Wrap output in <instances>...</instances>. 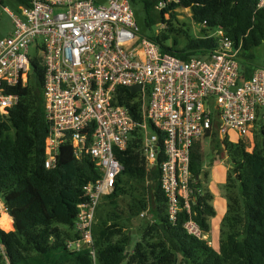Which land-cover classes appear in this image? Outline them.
Returning <instances> with one entry per match:
<instances>
[{"label":"built area","instance_id":"1","mask_svg":"<svg viewBox=\"0 0 264 264\" xmlns=\"http://www.w3.org/2000/svg\"><path fill=\"white\" fill-rule=\"evenodd\" d=\"M180 3L158 0L155 7L175 5L176 11L183 8ZM263 7L264 0H257V8ZM6 10L14 30L0 38V112L18 103L9 89L28 84L30 66L39 59L45 70L46 167H55L61 146L71 143L77 158L91 157L100 170V177L85 186L75 221L79 237L67 242L70 249L87 247L96 261L98 209L124 169L115 152L128 148L135 131L142 134L148 168L159 166L172 222L183 208L191 213V155L200 138L217 134L231 141L235 131L236 142L251 141L246 149H254L255 134L264 129V67L244 78L242 44L223 28L221 43L204 59L184 60L139 36L132 0H29L16 12ZM33 43L40 53L35 58L29 55ZM118 87L138 93L142 120L118 102ZM184 227L207 239L192 217ZM1 254L9 264L2 248Z\"/></svg>","mask_w":264,"mask_h":264},{"label":"trees","instance_id":"2","mask_svg":"<svg viewBox=\"0 0 264 264\" xmlns=\"http://www.w3.org/2000/svg\"><path fill=\"white\" fill-rule=\"evenodd\" d=\"M139 1L144 4L147 27L159 21L172 26L165 16L176 18L175 5L156 15L152 11L158 0ZM17 2L19 6L29 5V0ZM180 6L190 8L195 22L223 28L237 45L242 44L244 78L259 68L253 49L264 42V7L258 9L257 0H181ZM173 30L170 27L167 31L171 34ZM148 38L157 42L163 52L184 60L205 57L218 45L211 37L191 39L183 47L178 46L177 40L170 45L168 32ZM32 66V81L9 89L19 96L18 103L7 112H0V199L14 224L11 231L0 227V246L9 264H264V129L256 132L252 151H247L243 141L233 143L217 134L212 139L215 155L224 157V148L229 153L235 176L222 222L225 238L217 247L205 238L189 234L184 227L192 217L209 233V220L216 215L210 202L213 197L202 190L199 181L204 162L200 143L195 144L191 155L195 195L191 213L183 208L172 222L160 184L159 166L148 168L142 134L135 131L128 148L115 152L124 169L114 192L106 199L125 194L124 177L149 178L156 205L142 228L141 238L131 246L133 229L111 217L112 222L106 221L99 230L94 225L96 261L87 247L70 249L67 242L79 237L75 221L78 205L85 200V186L100 177V170L91 157L77 158L71 143L61 146L55 167H46L45 70L39 59ZM116 97L137 120H142V101L134 89L118 87ZM163 158L160 156L159 161ZM10 224L11 219L4 228Z\"/></svg>","mask_w":264,"mask_h":264},{"label":"rangeland","instance_id":"3","mask_svg":"<svg viewBox=\"0 0 264 264\" xmlns=\"http://www.w3.org/2000/svg\"><path fill=\"white\" fill-rule=\"evenodd\" d=\"M17 0H1L0 3V38L9 36L14 30L13 17L6 10L10 9L13 12L18 10ZM132 6L135 11L136 20L140 26L139 36L143 35L145 37L163 35L165 32H168L170 45L174 44V41L177 40L178 46H185L189 40L197 38H214L217 44L221 43L220 37V27H209L205 24H200L194 21L192 17V12L190 8H180L176 10V18L171 19V15L168 14L165 16L166 19H170L172 23V29H174L171 34L167 31L170 27L167 23L159 21L157 24H154L152 27L146 26V11L144 9V4L139 0H132ZM160 11L155 7L152 11L153 14H160ZM159 20V19H158ZM182 30V32H180ZM187 30V31H186ZM186 31V32H184ZM255 54V62L259 67H264V42L259 46L253 49ZM29 55L32 58L37 57L40 53L36 49V44L33 43L29 48ZM205 57H203L204 59ZM34 78V68L30 66V81ZM134 89V88H133ZM149 135L153 133V129L150 127L148 129ZM237 133L235 131L231 132V142L236 143ZM212 138L202 137L199 139V143L202 146L204 152V162H203V173L201 179L202 190L209 192L213 197L210 201L211 204L215 207L216 215L212 217L209 222L211 225L210 232L207 240L210 244L218 246L221 241L225 238L221 232L223 218L227 212V205L229 202V192L232 189L230 184L235 179L233 171L230 169L232 164L231 157L224 148V157L223 155H215L213 150ZM254 139V146H255ZM248 148H251L252 143L248 141L246 143ZM226 147V146H225ZM246 147V148H247ZM149 178L144 180L140 179H128L124 177V193L123 195L115 199H106V197L101 201V204L98 209V217L96 221V230H99L106 221L108 223L112 222L111 217L115 220L123 223L125 228L133 229L131 246H134L135 243L141 238L142 228L145 227L149 222V215L152 213L156 205V197L154 189L151 187ZM116 201L114 203L113 201ZM226 207V211H223L221 214L222 207ZM5 213L9 219H11L10 227L4 228L6 224V218L2 217V214ZM0 227L5 231H11L14 229V224L12 223L11 216L7 213L4 202L0 199ZM113 214L120 215V218H116ZM2 217V219H1ZM214 225L217 226V229H214ZM211 241V242H210ZM5 258L1 254L0 246V264H5Z\"/></svg>","mask_w":264,"mask_h":264},{"label":"crops","instance_id":"4","mask_svg":"<svg viewBox=\"0 0 264 264\" xmlns=\"http://www.w3.org/2000/svg\"><path fill=\"white\" fill-rule=\"evenodd\" d=\"M222 207V209L220 208V210H221V214L223 213V211H226V207H224L223 208V206H221ZM219 213V212H218ZM218 213H217V215H216V217L218 216ZM12 223H13V219H12ZM214 229H217V226L216 225H214ZM211 234V232H209L208 233V236ZM211 242V241H210ZM213 245V244H212Z\"/></svg>","mask_w":264,"mask_h":264},{"label":"bare ground","instance_id":"5","mask_svg":"<svg viewBox=\"0 0 264 264\" xmlns=\"http://www.w3.org/2000/svg\"><path fill=\"white\" fill-rule=\"evenodd\" d=\"M2 217L6 218V222H10V219L8 218V216L5 213L2 214Z\"/></svg>","mask_w":264,"mask_h":264},{"label":"water","instance_id":"6","mask_svg":"<svg viewBox=\"0 0 264 264\" xmlns=\"http://www.w3.org/2000/svg\"><path fill=\"white\" fill-rule=\"evenodd\" d=\"M130 248V247H129Z\"/></svg>","mask_w":264,"mask_h":264}]
</instances>
